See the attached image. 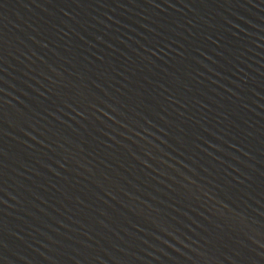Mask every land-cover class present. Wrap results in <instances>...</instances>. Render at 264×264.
I'll return each instance as SVG.
<instances>
[{
    "label": "water",
    "instance_id": "obj_1",
    "mask_svg": "<svg viewBox=\"0 0 264 264\" xmlns=\"http://www.w3.org/2000/svg\"><path fill=\"white\" fill-rule=\"evenodd\" d=\"M0 140L96 264H264V0H0Z\"/></svg>",
    "mask_w": 264,
    "mask_h": 264
}]
</instances>
